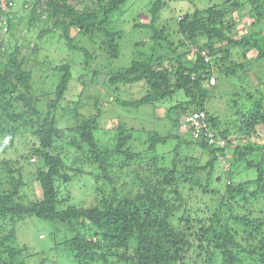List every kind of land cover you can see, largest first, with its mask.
Returning <instances> with one entry per match:
<instances>
[{
  "label": "trees",
  "instance_id": "trees-1",
  "mask_svg": "<svg viewBox=\"0 0 264 264\" xmlns=\"http://www.w3.org/2000/svg\"><path fill=\"white\" fill-rule=\"evenodd\" d=\"M13 1L0 0V16H9ZM127 1L33 0L30 7L25 2L24 11L30 12V27L44 24L40 38L51 32L61 33L65 47L82 52L83 65L86 70L93 67L96 76L98 69L107 71L109 62L121 54V32L111 30L109 25L114 12ZM165 4L156 0L148 11L149 23L136 25L152 30L151 54L138 52L129 67L106 72L102 80L83 87L71 83L72 66L61 62L56 67L60 80L45 95L50 102L44 113L37 109L43 92L39 94L35 89L34 73L22 54L23 45L0 41V151L9 152L26 133L31 137L29 158L42 161L28 182L22 161L8 159L7 154L0 157V264H30L28 248L19 244L16 229L28 217L72 228L71 238L60 243L71 264H264V210L257 208L258 202L264 201V146L256 139L257 128L264 126V93L247 114L237 111L239 94L233 95L231 107L240 116L241 126L223 122L208 109L219 95L221 79H240L239 73L254 64H264V0H224L179 17L175 31L183 39L178 46L170 40L165 26L158 29ZM239 12L252 20L244 35L239 30L241 20L236 19ZM8 25L13 31L9 19ZM72 28L76 31L73 37ZM82 39L97 42L94 50L104 56L88 50ZM162 46L164 54L157 56L155 48ZM205 51L212 57L211 62L205 60ZM253 52L256 57L249 58ZM166 62L171 69L164 67ZM217 74L222 76L220 80ZM42 75L38 73L37 79ZM213 77L218 83L212 86ZM138 83L147 85L143 97L127 101L114 96L121 86ZM72 90L82 92L89 103L95 101L96 114L83 115V106L74 110L75 103L66 100ZM178 93H183L185 101L168 109L172 131L162 136L157 131L142 130L140 141L146 148L134 147L137 129L120 119L112 128L116 132L113 148L103 149L96 140L104 95L107 101L122 106L156 107ZM247 94L254 99L252 93ZM58 109L73 115V121L62 129L55 116ZM194 112L206 113L213 144L204 138L194 139L191 132L180 133L181 119ZM173 139L177 145L169 151L170 164L168 154L160 155L159 147ZM198 148L208 155L205 164L189 156ZM227 150L232 151L231 156L226 155ZM70 151L74 152L72 159ZM221 157L230 165L226 179L217 170ZM69 159L73 160L71 165ZM36 161L32 158L30 163ZM86 165L98 169L96 204L64 207L70 195L63 196L62 186L71 182L72 174H82ZM240 168L255 172V179L237 181ZM30 183L41 186V199L33 192L34 198L23 193ZM183 188L189 192L199 190L202 199L218 196L217 208L213 211L207 205L210 216L194 218ZM239 199L246 204L240 206Z\"/></svg>",
  "mask_w": 264,
  "mask_h": 264
},
{
  "label": "rangeland",
  "instance_id": "rangeland-1",
  "mask_svg": "<svg viewBox=\"0 0 264 264\" xmlns=\"http://www.w3.org/2000/svg\"><path fill=\"white\" fill-rule=\"evenodd\" d=\"M31 1L33 0H14L12 3V8L8 11L9 16H0V41H3L5 45L12 44L14 46L16 43L23 45L22 54L27 58V67L31 69L35 77V89L38 93L43 92V96L37 104V109L44 113L46 112L49 104V98L45 95L49 94L51 90H54L60 80V73L56 70V67L61 62H68L72 66L73 71V82L79 86L83 87L84 84H89L90 82H95L102 80L106 72H116L120 69H125L131 65V63L137 59V53L151 54V36L152 30L147 28L136 27L138 24L149 23L150 16L148 11L150 6L156 0H128L124 5H122L117 11L114 12L111 17V22L109 28L111 30L121 32V54L119 58L111 60L107 65V71L103 69H98L99 74H94V70L90 67L86 70V66L83 65L84 56L82 52L71 51L65 47V42L61 40V33L51 32V34L44 35V38L39 37L40 31L45 27L43 23H38L35 27H30L28 24V19L30 12L24 11L25 2L31 6ZM166 4L160 13V21L158 23V29L165 26L163 29L168 31L170 35V40L177 42L183 39L175 31L177 28L178 18L184 16L185 14L193 13L196 9H205L210 6H215L221 4L224 0H163ZM7 12V9L5 10ZM245 12H239L240 16H236L237 20H241L239 30L241 35L247 34L250 30L249 18L244 15ZM240 18V19H239ZM8 19L11 20L13 25V31H9ZM75 28L71 29L72 37L75 36ZM167 37V36H166ZM169 40V39H168ZM82 43L90 51H95L94 49L98 46L96 43H91L86 39H82ZM140 43L139 46H137ZM189 45H192L190 42ZM178 46V44L176 45ZM38 48V50H36ZM60 48L62 50H60ZM157 49V56L163 55V46L155 48ZM192 49L193 46H192ZM97 54H102L99 51H95ZM257 53L253 52L249 54V58L256 57ZM191 57V56H190ZM242 60H244L242 58ZM238 62L241 58H237ZM244 62V61H242ZM35 64H41L35 67ZM50 66V67H49ZM164 67L172 68L167 62ZM2 68V66H1ZM3 69V68H2ZM43 74L42 79H37V74ZM264 64H254L249 68L248 71L244 73H239L241 78H231L228 80H222V76L217 74V78L220 80V85H218V94L213 98L208 106L209 111L217 114L222 118L223 122L235 123L237 126H241L239 122L240 116L236 115V110L231 107V100L233 95L239 94V108L237 111L247 114L249 108L253 103L261 99V93H264ZM224 81V85L222 84ZM82 82V83H81ZM218 83V82H217ZM83 84V86H82ZM42 89V91L40 90ZM116 92L117 86L113 87ZM101 92H105V89H98ZM147 92V85L145 83H138L134 85L121 86L117 93L114 95L118 96L122 100L132 101L143 97ZM252 93L254 99L249 98L247 93ZM260 92V93H259ZM82 92H76L72 90L66 95V100L68 102H74L73 109L76 110L77 107L83 106V115L91 116L96 114L94 109V102L89 103L85 99V95H81ZM83 99V101H81ZM108 98L102 99L99 108L102 109V115L100 118V128L95 132V138L103 149L113 148L115 144V130L112 129L116 125L114 121L121 120L125 122L129 127L137 129L135 132L134 147L139 149L146 148L143 142L140 141V135L143 133L142 130L147 131H157L162 136L167 135L172 131V124L167 119L168 109L175 108L180 102L185 101L183 93H178L173 98L165 100L163 103L155 106L145 105L140 107L133 106H122L113 101H107ZM252 101V103H250ZM250 103V104H249ZM92 105V106H91ZM65 107V101L62 104V108ZM59 110V109H58ZM56 112L55 116L58 121V128H65L67 125L73 121V115L69 112L63 113L62 111ZM80 110V109H79ZM78 111V110H77ZM237 121V122H236ZM259 135L256 138L262 146H264V126H259ZM23 136L15 142V146L3 153L0 151V157L4 158L7 154L8 159H18L24 166V176L25 180L31 182L30 178L36 171V168L42 166V161L37 160L36 157H32L34 163H30L32 158L30 156V142L31 137L29 134H22ZM143 135V134H142ZM181 135V134H180ZM145 136V135H144ZM182 136V135H181ZM235 136V135H234ZM25 137V138H24ZM186 138V137H185ZM258 142V143H259ZM177 145L176 140H171L167 145L159 147L160 155L167 153V161L171 164L169 151ZM263 150L258 152V157L261 156ZM70 158L74 156V152H68ZM80 155V154H79ZM79 155H75L79 157ZM226 155L231 156L232 151L227 150ZM20 156V157H19ZM24 156V157H23ZM189 156L196 157L202 164H205L208 160V155L205 154L201 149H194L189 153ZM10 157V158H9ZM15 157V158H14ZM69 159L67 163L71 165L72 161ZM32 162V161H31ZM229 162L225 160L224 157L220 158L217 170L219 175L223 178L226 176V172L229 171ZM234 170H237V167ZM239 178L237 181L243 180L248 181L255 179V172L239 169ZM98 173L96 166L86 165L83 167V173L72 174L73 178L68 185L62 186L63 196H69L68 202L65 203L64 207L69 205H75L79 207H90L96 204L97 194L96 188L97 183L95 180V175ZM226 179V177H225ZM225 181V180H224ZM30 187L26 188L23 192L28 195V197L41 199L43 196V191L41 186L37 183H30ZM225 183H220L219 190H224ZM214 187V186H212ZM184 196L187 198V203L191 207V212L194 214V218H205L208 215L206 211V206H211L213 211L217 207L215 205L219 202V197L216 196L211 199L210 196L202 199L199 190L196 192H189L188 188H183ZM31 200V199H30ZM240 206L246 203L239 199ZM28 202V201H27ZM258 209L264 210V201L258 202ZM184 226V224H182ZM18 242L21 246H27L29 252L28 262L30 264H71L69 256L66 254L64 248L60 247V243L67 238L70 239L72 236V228H68L66 225L60 223H52L50 221L41 220L37 217H28L23 221L19 222L16 226Z\"/></svg>",
  "mask_w": 264,
  "mask_h": 264
},
{
  "label": "built area",
  "instance_id": "built-area-1",
  "mask_svg": "<svg viewBox=\"0 0 264 264\" xmlns=\"http://www.w3.org/2000/svg\"><path fill=\"white\" fill-rule=\"evenodd\" d=\"M209 60L210 58L206 56V61ZM210 82L214 85L217 83V80L213 77ZM181 132L184 134L191 132L194 139L204 138V140H208L209 143H214V134L210 131L205 112H195L188 115L182 123ZM219 143L225 145L224 141Z\"/></svg>",
  "mask_w": 264,
  "mask_h": 264
},
{
  "label": "clouds",
  "instance_id": "clouds-1",
  "mask_svg": "<svg viewBox=\"0 0 264 264\" xmlns=\"http://www.w3.org/2000/svg\"><path fill=\"white\" fill-rule=\"evenodd\" d=\"M203 54H204V56H205V60H206V56H207V57L210 58L209 62H211L212 57L209 56L208 53H207L206 51L203 52ZM210 84H211V82H210ZM211 85H212V84H211ZM212 86H213V85H212ZM194 113H195V112H194ZM190 114H193V113H190ZM190 114H188V115H190ZM188 115H185V116L181 119L182 123H183V121L185 120V118H186ZM208 125H209V123H208ZM181 126H182V124H181ZM180 133H181L182 135H184V133H182L181 131H180ZM185 134H186V133H185Z\"/></svg>",
  "mask_w": 264,
  "mask_h": 264
},
{
  "label": "bare ground",
  "instance_id": "bare-ground-1",
  "mask_svg": "<svg viewBox=\"0 0 264 264\" xmlns=\"http://www.w3.org/2000/svg\"><path fill=\"white\" fill-rule=\"evenodd\" d=\"M259 56V55H258Z\"/></svg>",
  "mask_w": 264,
  "mask_h": 264
}]
</instances>
